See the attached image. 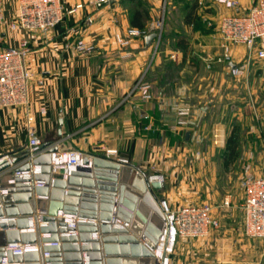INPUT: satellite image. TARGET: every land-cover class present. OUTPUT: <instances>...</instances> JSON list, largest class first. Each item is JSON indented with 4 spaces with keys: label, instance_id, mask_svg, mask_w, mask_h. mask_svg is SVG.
<instances>
[{
    "label": "crops",
    "instance_id": "1",
    "mask_svg": "<svg viewBox=\"0 0 264 264\" xmlns=\"http://www.w3.org/2000/svg\"><path fill=\"white\" fill-rule=\"evenodd\" d=\"M86 1L67 0L65 9ZM238 1L243 10L249 7L247 0ZM162 4V0H120L101 10L84 7L65 14L63 22L47 32L26 34L0 27V50L16 48L22 39L28 40L25 64L32 75L27 107L0 109V156L25 150L28 130L33 128L42 144H51L59 151L72 149L102 157L101 147L118 150L120 157L145 176L162 178V189L152 192L172 208L186 201H210L215 193L212 185L189 188L185 181L203 175L211 182L210 171L203 168L212 158L200 153L196 157V153L191 160L190 152L180 146L193 148L198 134L205 130L201 121L216 107L209 95L216 96L217 90L204 75L215 67L222 68L224 62H217L220 40L208 25L217 26L220 18L233 10L213 0L210 7L217 12L213 15L202 12L195 3L179 20L177 29L165 27L160 45L156 39L148 46L140 37L126 47L117 44L115 36H125L130 29L156 33L150 22L157 18ZM2 8L5 20L12 21L16 0H3ZM88 17L91 24L86 22ZM212 38L217 43L210 46L214 47L213 58L207 46ZM77 39L93 46V52H77L73 47ZM193 41L206 45L193 52ZM192 52L198 54L199 61H191ZM231 66L227 64L228 75ZM141 77L150 87L148 98L137 89ZM212 130L221 132L217 125ZM186 133L189 140H185ZM175 149H182L184 154L175 153ZM193 168L199 170L197 174Z\"/></svg>",
    "mask_w": 264,
    "mask_h": 264
},
{
    "label": "water",
    "instance_id": "2",
    "mask_svg": "<svg viewBox=\"0 0 264 264\" xmlns=\"http://www.w3.org/2000/svg\"><path fill=\"white\" fill-rule=\"evenodd\" d=\"M157 38L146 36V45ZM56 151L44 143L31 162L26 150L0 156V264L4 258L6 264H83L85 259L87 264H157L154 249L165 217L152 191L161 190V182L130 163L100 156L90 169L72 171L64 180L51 171ZM13 244L38 249L5 252Z\"/></svg>",
    "mask_w": 264,
    "mask_h": 264
},
{
    "label": "built area",
    "instance_id": "3",
    "mask_svg": "<svg viewBox=\"0 0 264 264\" xmlns=\"http://www.w3.org/2000/svg\"><path fill=\"white\" fill-rule=\"evenodd\" d=\"M2 1L0 0V27L7 26L9 30L24 33L47 32L64 20L65 14H73L84 7L93 10L110 8L120 0H87L78 3L69 10L65 9L67 0H16L17 9L15 18L7 22L3 15ZM227 9L233 10L231 14L224 15L218 23V36L222 48V56L217 62L232 63L230 56L231 46H240L246 49L244 65L248 66L257 60H264V0H247L249 7L243 10L238 0H216ZM88 24L92 23L90 17ZM149 31L130 29L125 36H115L120 47H126L135 37L145 38ZM74 49L81 54H91L93 46L86 44L82 39L73 42ZM29 52V42L22 39L16 48L0 50V109L27 107L28 84L31 73L27 69L25 61ZM232 75L240 73L239 65H233L230 69ZM38 84H42L38 81ZM137 89L143 98H148L150 87L141 77L137 83ZM218 138V137H214ZM42 144L33 128L28 130V145L25 149L28 153L27 161L31 162L36 155L34 153ZM102 157L117 163H129L127 159L119 156L116 149L101 147ZM88 158V165L83 164V158ZM94 154H85L68 149L57 150L52 154L51 171L61 174L66 180L72 171L91 168V160ZM198 157V153L197 156ZM33 173H40L39 167H33ZM30 177V174H24ZM162 178L157 177V181ZM244 199L241 205L243 213V229L245 236L253 239L264 240V176L247 174L243 180ZM230 200L225 199L220 208L227 209ZM160 207L165 217L162 236L157 249L162 250L157 264H173L170 255L174 247L180 241L191 242L205 237L211 229L218 228L219 221L214 216V208L206 203L183 204L172 208L166 201L161 200ZM60 214V213H59ZM70 226L75 225V219L65 217ZM37 245L13 244L5 248L11 250L13 255L36 251ZM156 254V253H155ZM6 255V254H5ZM6 264V258L3 259ZM83 264H87V259Z\"/></svg>",
    "mask_w": 264,
    "mask_h": 264
},
{
    "label": "rangeland",
    "instance_id": "4",
    "mask_svg": "<svg viewBox=\"0 0 264 264\" xmlns=\"http://www.w3.org/2000/svg\"><path fill=\"white\" fill-rule=\"evenodd\" d=\"M212 1L162 0L164 6H160L157 18L150 22L153 23L151 27L154 28L151 30L158 34L157 44L160 45L165 39V27L170 25L175 27L173 30L177 29L180 25L179 20L190 12L195 3L200 6L202 12L211 11V14L216 15L217 12L210 7ZM208 28L214 35L218 33V24L213 27L208 25ZM209 41L207 46L211 57L214 56L211 51L214 47L210 46L217 43L213 38ZM192 44L193 52L195 50L200 52L198 50L206 45L204 43L200 46L198 41H193ZM218 48L221 53L216 56L220 57L223 54L220 43ZM236 48H242L244 51L234 53L232 49ZM208 50H205L204 54L209 59ZM193 52L191 61L195 63L199 58L198 54ZM230 56L232 61L230 65H239L240 73L235 76L228 75L226 72L229 67L226 62L222 68L215 67L208 70L204 76L214 83L217 90L216 96L209 95L215 100L216 107L207 119L201 121L205 130L198 134L192 145L193 148L186 149L182 143L184 146L180 147L184 148L183 150L175 149V153L184 154L181 150L190 152L191 160L196 153L212 158L211 164L203 168L205 172L210 171L211 182L208 183L202 175L197 180L187 177L185 184L189 185V188L193 185H198L200 188L212 185L215 193L210 201L204 203L214 208V216L218 219L219 226L211 229L203 238L191 242L180 241L176 244L170 255L173 264H264V240L245 236L241 210L244 199L242 187L244 177L249 173L254 176H264V60H257L248 66L244 65L246 49L240 46H231ZM214 125L221 129L220 133L212 130ZM232 135L236 140V159L225 165L229 158V152L225 147ZM215 136L218 138H214ZM193 169L197 174L199 170ZM226 197H229L230 208L222 209L220 206ZM192 203L194 202H183V204Z\"/></svg>",
    "mask_w": 264,
    "mask_h": 264
},
{
    "label": "trees",
    "instance_id": "5",
    "mask_svg": "<svg viewBox=\"0 0 264 264\" xmlns=\"http://www.w3.org/2000/svg\"><path fill=\"white\" fill-rule=\"evenodd\" d=\"M236 140L234 135H232L226 143L225 149L229 152V158L225 165H228V163L233 162L236 159Z\"/></svg>",
    "mask_w": 264,
    "mask_h": 264
},
{
    "label": "bare ground",
    "instance_id": "6",
    "mask_svg": "<svg viewBox=\"0 0 264 264\" xmlns=\"http://www.w3.org/2000/svg\"><path fill=\"white\" fill-rule=\"evenodd\" d=\"M154 254H155V257H156V261H157L159 259V256H162V250L155 248L154 249Z\"/></svg>",
    "mask_w": 264,
    "mask_h": 264
}]
</instances>
